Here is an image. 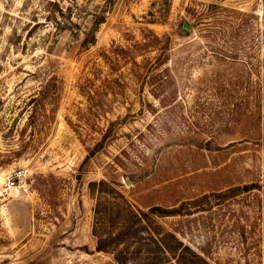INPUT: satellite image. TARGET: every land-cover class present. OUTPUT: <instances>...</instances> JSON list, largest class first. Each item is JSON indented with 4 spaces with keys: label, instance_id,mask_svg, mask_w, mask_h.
Segmentation results:
<instances>
[{
    "label": "rangeland",
    "instance_id": "374dc122",
    "mask_svg": "<svg viewBox=\"0 0 264 264\" xmlns=\"http://www.w3.org/2000/svg\"><path fill=\"white\" fill-rule=\"evenodd\" d=\"M108 1L0 0V184L17 190L0 264H114L90 233L98 180L141 210L192 202L157 221L209 264H264L261 0H112L82 48Z\"/></svg>",
    "mask_w": 264,
    "mask_h": 264
},
{
    "label": "trees",
    "instance_id": "16d2710c",
    "mask_svg": "<svg viewBox=\"0 0 264 264\" xmlns=\"http://www.w3.org/2000/svg\"><path fill=\"white\" fill-rule=\"evenodd\" d=\"M261 4L264 11V0H261ZM112 5V0L104 2L100 12L92 14L88 28L82 33V48L94 43L95 32ZM91 154L92 150L82 164ZM243 189H247V186ZM87 190L93 201L90 233L95 241L94 250L110 255L114 264H209L157 221L160 218L187 215L183 210L192 202L181 203L175 208L153 206L141 210L131 205L111 182L91 181L87 183Z\"/></svg>",
    "mask_w": 264,
    "mask_h": 264
},
{
    "label": "built area",
    "instance_id": "2783aa9c",
    "mask_svg": "<svg viewBox=\"0 0 264 264\" xmlns=\"http://www.w3.org/2000/svg\"><path fill=\"white\" fill-rule=\"evenodd\" d=\"M12 185H13L12 181H3L0 184V197L6 194V191H9Z\"/></svg>",
    "mask_w": 264,
    "mask_h": 264
},
{
    "label": "bare ground",
    "instance_id": "6f19581e",
    "mask_svg": "<svg viewBox=\"0 0 264 264\" xmlns=\"http://www.w3.org/2000/svg\"><path fill=\"white\" fill-rule=\"evenodd\" d=\"M12 191L15 192V191H17V190H15V188H12V189L10 190V193H11Z\"/></svg>",
    "mask_w": 264,
    "mask_h": 264
}]
</instances>
